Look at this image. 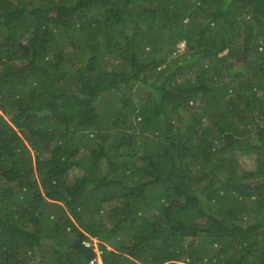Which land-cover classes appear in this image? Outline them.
<instances>
[{"label":"trees","instance_id":"16d2710c","mask_svg":"<svg viewBox=\"0 0 264 264\" xmlns=\"http://www.w3.org/2000/svg\"><path fill=\"white\" fill-rule=\"evenodd\" d=\"M195 5L0 0V264H264V0Z\"/></svg>","mask_w":264,"mask_h":264},{"label":"rangeland","instance_id":"374dc122","mask_svg":"<svg viewBox=\"0 0 264 264\" xmlns=\"http://www.w3.org/2000/svg\"><path fill=\"white\" fill-rule=\"evenodd\" d=\"M187 4L188 5H192V8H191V11L190 12H193L195 10V8H196V5H195L196 4V0H187ZM187 21H188V19L185 20V22H187ZM240 40L242 41V39H240ZM184 46H185V44H182L180 46L179 52H181V51H183V49H185ZM227 52H228V50L224 51L221 55L226 54ZM251 82L254 83L253 79L251 80ZM131 91H132V93H134V90H131ZM134 96H135L134 101L137 102L136 103V105H137L138 103L141 102V97H139V94L138 93L137 94H134ZM221 110H224L225 111L226 108H222ZM131 117L133 118V115ZM238 123H239V126L243 127V125H244L243 122H238ZM115 130L116 129H112L108 133H105L104 136L102 138L99 137L97 139V141H99L101 143H106L109 139L112 140L113 137H110V135L114 134ZM91 146H92L91 148H96L97 147L96 141H94L93 143H91ZM87 149H88V147H87ZM84 154L85 153L82 152V153H79L78 156L79 157H82V156H84ZM225 159H226V164H228L226 166L227 169L228 170H231L234 173V175L237 176V177H243L248 172L256 169L257 168V165H258L257 159L253 155H251V156H243V157L240 156L238 158L232 157V158H225ZM83 162H84V165L82 167H75V168H73L71 170V172L69 174V178H68L70 180V182H74L76 178H78V177H80V176H82V175H84L86 173H89V169L91 167L90 159L89 158L88 159H83ZM195 169H198V167L195 166L194 167V170ZM203 182L204 181H202V183ZM212 202L213 201H211V203ZM213 204H215V203H212V206H213ZM103 214H104V212L101 215H103ZM246 220L251 221V216H249V218L246 219ZM160 227H164V222L163 221L160 222ZM99 243L100 242L97 239H94L95 250L97 252H99V250H100ZM209 243H210L209 241H206V243H205L204 240H198V239L193 240L192 238H187V240L185 241V243L183 244V246H181L179 248V250H182V252H184V254H185L184 257L187 259L189 256L186 255L187 252H186L185 249L187 247H189L191 244H193V245L195 244L196 246H200V245L206 244V246H207ZM108 247L110 249H112L110 246H108ZM99 253L101 254V251ZM227 253L232 254L233 251L231 249H228L227 250ZM164 264H189V261L188 260L185 261V260L181 259L179 261L178 260H175V261H171V262H166Z\"/></svg>","mask_w":264,"mask_h":264},{"label":"built area","instance_id":"2783aa9c","mask_svg":"<svg viewBox=\"0 0 264 264\" xmlns=\"http://www.w3.org/2000/svg\"><path fill=\"white\" fill-rule=\"evenodd\" d=\"M87 245H90V243H87ZM90 264H103V261H102L101 257L98 256V257L94 258V259L90 262Z\"/></svg>","mask_w":264,"mask_h":264},{"label":"clouds","instance_id":"9594fccd","mask_svg":"<svg viewBox=\"0 0 264 264\" xmlns=\"http://www.w3.org/2000/svg\"><path fill=\"white\" fill-rule=\"evenodd\" d=\"M94 239H96V238H94ZM99 252H100V250H99ZM99 252H98V253H99ZM99 256L101 257V254H100V253H99ZM101 259H102V257H101ZM103 264H104V262H103Z\"/></svg>","mask_w":264,"mask_h":264}]
</instances>
